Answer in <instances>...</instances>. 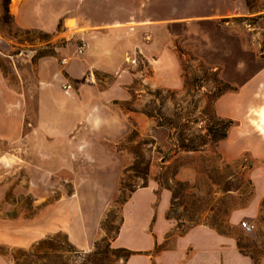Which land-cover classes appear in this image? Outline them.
I'll return each mask as SVG.
<instances>
[{"label": "rangeland", "instance_id": "374dc122", "mask_svg": "<svg viewBox=\"0 0 264 264\" xmlns=\"http://www.w3.org/2000/svg\"><path fill=\"white\" fill-rule=\"evenodd\" d=\"M249 3L8 0L5 16L0 0V75L12 103L21 101L27 137L21 146V115L11 108L10 125H0L16 140L0 138L1 256L21 263L40 238L52 237L56 252L47 245L35 251L47 253L41 264H124L112 243L94 255L105 235L101 223L109 209L112 227L120 218L145 220V202L114 201L150 186L155 212L167 196L163 217L171 225L157 251L174 249L199 227L201 237L184 248L186 264H231L232 255L264 264V76L257 77L264 65V0ZM44 84L51 100L38 91ZM99 95V104L92 101ZM216 118L233 121L218 143L208 135L210 127L220 129ZM74 191L96 212L88 216L97 235L90 251L72 252L56 221L45 223L54 229L42 237L17 233L39 214L51 218L55 209L47 210ZM191 214L202 225H189ZM216 218L226 234L203 225ZM215 237L219 252L212 258L207 246Z\"/></svg>", "mask_w": 264, "mask_h": 264}, {"label": "crops", "instance_id": "0c3cea01", "mask_svg": "<svg viewBox=\"0 0 264 264\" xmlns=\"http://www.w3.org/2000/svg\"><path fill=\"white\" fill-rule=\"evenodd\" d=\"M123 30L117 29L115 33H117L120 36L119 40H123ZM154 40V39H153ZM264 76V65L260 69V71L257 74V77ZM20 83H22V78L18 76ZM252 81V80H251ZM249 86H251L250 84ZM40 91L41 89H44L47 93H49L48 96L45 98L47 100H51L52 96V90H50L49 85H39L37 87ZM66 100L68 101H74L75 97L73 94H67ZM13 92L8 86L6 80L2 75H0V125L11 123V118L9 116V111L11 108H13V111L18 114L20 112V106L21 101L19 100V103L16 104L12 103L14 101L12 98ZM86 96V95H85ZM83 94L82 98H86ZM21 97V94H20ZM78 97V95L76 96ZM102 100V96H95L94 100L96 103H100ZM20 126H19V144L22 146L24 140L26 137V123L23 120L22 112H20ZM18 117H16L17 119ZM19 119V118H18ZM121 130L118 131L120 133ZM117 133V132H116ZM102 135V132L100 133ZM0 138L8 141L9 143H14L16 140H11L9 136H4L2 134V131H0ZM64 156V155H63ZM72 158L74 160L78 159L77 154H71ZM80 157V156H79ZM27 162V161H26ZM71 164L75 165V162H70ZM29 165V164H28ZM38 168L39 165H34ZM78 171H81V168H76ZM84 170V169H82ZM76 181V179H75ZM35 185L33 182H31V185ZM99 197V196H98ZM164 197V198H163ZM160 200V203L157 207V211L155 212L151 207V202L153 201V188L148 186L142 189H139L135 191L130 199L126 202H130L133 200L145 202L148 212L145 216V220L142 222L138 219L139 217H134L135 219L132 221L131 219L124 218L122 221V225L120 227L119 233L117 238L112 242V245L118 248H126L134 254L129 257V259L126 261L125 264H186L185 260V253L184 248L186 244L189 241H197V238L199 239L201 237L202 232H200L199 227H194L188 231L182 238L176 241L175 247L172 250H160L155 251L154 249L159 246L164 240H166V233L170 229L171 225L166 221V219L163 217L164 210H165V198L167 197L165 194ZM100 199V198H99ZM125 203V204H126ZM161 204L164 205L163 209H160ZM91 204L87 200L85 202L82 201V195L79 191H74L71 193V195L66 197H60L50 208L51 210H47L48 213H51L53 209V213L51 214V218L46 217L45 214H39L35 218H33L27 226L21 227L17 233H23L26 235L31 236H37L42 237L47 233H50L53 231L54 226L49 224H45L47 222L56 221V223L59 224V228L64 231L68 241L75 246L78 250L81 252L87 253L90 251L94 245V241L96 240V233L93 231L89 225L88 216L90 217L94 212L92 207H90ZM49 209V207H48ZM46 212V210L44 211ZM83 212V214H82ZM160 212V213H159ZM96 213V212H94ZM53 215H56L53 217ZM152 221V230L149 234H146L144 230L148 228V219ZM130 224L133 226L130 228ZM58 228V229H59ZM57 229V227H56ZM205 235H208L209 232H204ZM211 235V234H210ZM44 238V237H43ZM42 239V238H40ZM39 239V240H40ZM38 240V241H39ZM8 245H11L8 242H4ZM215 243L211 244L209 247L211 257L213 258V255L215 258L218 255L219 252V246H218V238L215 237ZM141 252H148L150 259L148 261H144L142 257H144L141 254ZM242 254L240 253V256ZM232 261L231 264H234V260H239L243 262L244 264H247L246 260L242 258H238L235 255H232ZM0 264H14V262L6 258L4 256L0 255Z\"/></svg>", "mask_w": 264, "mask_h": 264}, {"label": "trees", "instance_id": "16d2710c", "mask_svg": "<svg viewBox=\"0 0 264 264\" xmlns=\"http://www.w3.org/2000/svg\"><path fill=\"white\" fill-rule=\"evenodd\" d=\"M7 2L8 0H2V8H3V11H4V14L6 16V13H7V9H6V6H7ZM246 5L248 8H251V4L249 3V0H246ZM264 16V14L262 15ZM261 49H264V47L262 46ZM225 86V89L228 88L229 86ZM217 122L219 123L218 125L220 126V129L217 130L216 127H210L209 130H208V135H210V139L212 138L214 140V142H219L221 140H223L225 137H226V133L227 131L229 130V128L232 126L233 124V121L230 120V119H219V118H216ZM216 123V121H215ZM214 123V125H215ZM213 142V143H214ZM185 149H187V151H198L196 150V148L194 147H186ZM230 166L226 165L223 170H221L220 172L223 173L224 170H228ZM176 188H183V184L181 183H176ZM167 189L171 192V199L172 200H175L177 198V192L175 190V188H170L168 187L167 185ZM123 191V189L121 190L120 189V192ZM223 193L228 191V190H224L222 189ZM132 192V191H129V193ZM129 193L127 195V197L125 196H121V197H118L114 203L117 205V206H120V205H124L126 202H127V199L129 198ZM261 208L264 207V198L261 200ZM192 209V207H190ZM202 210H199V212H201ZM205 210H203L204 212ZM113 213V209H109L105 215V218H104V221L101 223V228L102 230L104 231V237L100 240V241H97L95 243V248H96V252L94 253V255L98 254L101 246L104 247L105 249L107 250H110V245L111 243L117 238L118 236V233H119V230H120V227L122 225V218H120L119 220V223L117 226H110L109 224V220H108V217L111 216ZM202 213V212H201ZM221 214H225L226 215V212L224 211H219V215ZM198 220V218H197ZM196 220V216H194L193 214L189 215L188 216V219L186 220L187 223H189V225L191 226H195V225H202V223H198V221ZM264 221V219H263ZM205 226H208L209 228L211 229H214L216 230L218 233L220 234H226V232L223 231V224L222 222H220L219 218H216V219H213L211 221H208L206 224H203ZM222 228V229H221ZM66 237V235H65ZM56 242V240L52 237H44L42 239H40L39 241L36 242V244L33 245V248H35L34 250L35 251H42V247L44 245H47L49 247H47L50 251L52 252H56V248L59 247H55L53 246V244ZM65 245H67L72 252L74 253H77L78 250H76L75 246H73L67 239H65ZM157 248V247H156ZM154 249L155 251H157V249ZM243 246L238 243V249H240L239 251L241 252ZM33 250H30L28 252H24L25 254H23V256H25L24 260L20 263L18 258H13L14 259V264H41V262L45 261L47 259V253H38V252H32ZM114 252L116 253H119V254H122L120 256H118L122 262L125 264L126 261L129 259V257H131L134 252L126 249V248H115L113 249Z\"/></svg>", "mask_w": 264, "mask_h": 264}, {"label": "built area", "instance_id": "2783aa9c", "mask_svg": "<svg viewBox=\"0 0 264 264\" xmlns=\"http://www.w3.org/2000/svg\"><path fill=\"white\" fill-rule=\"evenodd\" d=\"M242 227H243L245 230H247V231H249V230L251 229L250 226L247 225L246 223H242Z\"/></svg>", "mask_w": 264, "mask_h": 264}]
</instances>
